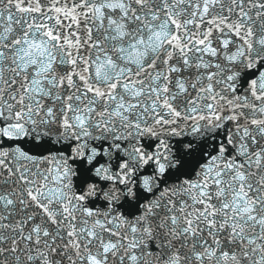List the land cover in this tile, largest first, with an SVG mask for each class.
Returning <instances> with one entry per match:
<instances>
[{"label": "snow or ice", "instance_id": "6c2138e0", "mask_svg": "<svg viewBox=\"0 0 264 264\" xmlns=\"http://www.w3.org/2000/svg\"><path fill=\"white\" fill-rule=\"evenodd\" d=\"M0 264H264V0H0Z\"/></svg>", "mask_w": 264, "mask_h": 264}]
</instances>
